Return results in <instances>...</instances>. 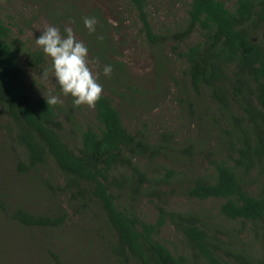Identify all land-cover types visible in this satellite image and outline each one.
<instances>
[{"label":"trees","instance_id":"16d2710c","mask_svg":"<svg viewBox=\"0 0 264 264\" xmlns=\"http://www.w3.org/2000/svg\"><path fill=\"white\" fill-rule=\"evenodd\" d=\"M32 1L44 4L62 34L69 24L86 42L102 85L91 122L81 121L84 104L75 106L71 95L60 99L55 77L52 90L29 78L47 66L41 46L26 35L38 18ZM122 1L129 18L119 25L98 6L84 11L77 0H22L21 9L0 14V145L17 160L25 182L45 189V203L25 205L10 204L13 196L2 190L0 211L57 230L76 218L73 229L83 238L74 254L80 257L95 253L118 264H264V0H188L185 18L174 24H156L154 0ZM3 2L10 9L15 3ZM171 4L175 0H166L168 9ZM88 16L97 20L94 32L83 23ZM133 16L154 58L151 89L129 70L115 43L114 32ZM105 65L112 66L110 76ZM49 95L59 102L48 105ZM159 97L170 98L179 128L151 118ZM0 172L12 175L9 168ZM175 195L219 199L215 221L173 207ZM144 203L155 208V221L142 216ZM216 215L233 223L232 239L222 236ZM166 226L182 237L181 252L160 239ZM246 231L258 248L237 237ZM52 256V264H69Z\"/></svg>","mask_w":264,"mask_h":264},{"label":"rangeland","instance_id":"374dc122","mask_svg":"<svg viewBox=\"0 0 264 264\" xmlns=\"http://www.w3.org/2000/svg\"><path fill=\"white\" fill-rule=\"evenodd\" d=\"M14 6L10 9L6 3H2L0 6V14L6 16L8 13L13 14L14 11L21 9L20 5L22 0H14ZM80 2L81 8L84 11L94 8L95 6L100 7L103 10L104 16L112 21L115 25H119V19L128 17L127 6L122 0H77ZM188 0H175V4L170 5V9L166 6V0H154L151 2L150 10L152 11L154 20L156 24L165 22V24L176 23L182 21L186 16V4ZM76 2V3H77ZM33 7L31 8V14L36 15L38 13V18L33 23L32 27L26 29V35L30 39V42L37 45L35 39L40 36L41 31L51 25L50 16L45 13L43 8L44 4L42 2L32 1ZM41 9V10H40ZM130 10V7H128ZM171 10V11H170ZM128 13V12H127ZM129 18V17H128ZM137 17L133 16L129 20H126L122 24V29L118 32H114L116 46L119 47L124 60L128 64L129 70L133 73L137 79L141 80L148 88L153 85L154 79V58L151 54L150 48L147 46L144 39L138 38V28L132 23ZM138 20V19H137ZM69 25V24H67ZM59 29L60 27L57 26ZM62 34V32H61ZM75 34V33H74ZM63 35V34H62ZM76 38L80 39L76 34ZM198 39L197 34H195L191 40L188 42H195ZM143 41V42H142ZM86 44L85 41H83ZM39 46V45H38ZM46 68L42 70H47V78L42 75V72H32L29 74V78L35 81V86L51 89L54 88V82L52 78L54 73L52 71V59L47 56ZM93 73L95 74V67L90 66ZM172 83V81H169ZM164 84H167L166 79H164ZM58 93V92H53ZM49 94V93H48ZM60 99L65 100V95L60 96ZM165 99V102L162 100ZM169 97L158 98V102L162 104L156 106L154 111L151 113V118H155L158 121L163 120L165 124L175 125L179 128L181 125V120L172 113L171 103L169 102ZM83 114L81 115L82 122H91L94 120V107L83 105ZM136 111L139 110V106H136ZM141 110L138 111V113ZM148 118L147 115H145ZM135 118V117H134ZM126 125L128 128L134 127L128 119L126 120ZM155 127L151 124V128ZM78 141V137L75 140ZM20 150L14 152V156H19ZM16 162L13 158H9L2 146L0 145V171H5L9 168L12 170V175L10 178H5L0 172V191H6L11 196L7 199L10 204L12 200H16L17 203L27 204L34 203V200L45 203L44 195L45 189L39 187V183L36 181L25 182V176L17 171ZM208 164V161H205ZM53 167V166H51ZM3 168V169H2ZM32 175V174H31ZM6 198V197H4ZM58 198L53 199L56 202ZM173 207L180 208H193L205 219L211 223L215 221V214H217V209L220 200L210 198L207 200L190 199L184 195L176 196L170 199ZM141 214L150 221L156 220V210L155 208L147 203L141 206ZM216 218L222 224L221 229L226 230L222 236L233 238V233H231V228L228 230L229 226L233 223L231 221L222 219L216 215ZM8 221V225H5ZM77 222L76 218L70 216V221L67 225L62 226L64 229L57 227L53 228H40L37 226H29L22 224L21 222H16L15 220L5 216L3 209L0 211V264H52L54 259H52V253L56 252L61 257H65V262L69 264H75V262L85 264L90 261V264H118L112 260L106 259L103 255L98 257L95 253H91L92 257L89 255L87 258V252H84L82 256L74 254V251L80 239L83 238V232L77 233L73 227H75ZM77 227V226H76ZM232 227V226H231ZM241 239L247 244L248 241L252 242L256 248L259 246V242L255 241L254 235L249 231L242 232L239 234ZM160 239L169 242V246L177 252H181L185 247L182 244V237L177 235L170 226H166L160 235ZM94 243V241H92ZM83 246L79 249H82ZM102 245L97 248L99 252H102ZM77 259V260H74ZM192 259L198 260L196 257L192 256Z\"/></svg>","mask_w":264,"mask_h":264},{"label":"clouds","instance_id":"9594fccd","mask_svg":"<svg viewBox=\"0 0 264 264\" xmlns=\"http://www.w3.org/2000/svg\"><path fill=\"white\" fill-rule=\"evenodd\" d=\"M83 23L89 32L95 31L97 20L94 16L84 17ZM63 32L62 35L58 27L49 25L41 31L35 42L41 46L44 54L51 57V68L60 92L65 96L71 95L75 106H93L102 94V85L90 67L88 47L76 38L70 25H66ZM103 73L110 76L112 66L105 65ZM47 74V70L42 73L45 78ZM46 100L48 105H55L59 97L49 95Z\"/></svg>","mask_w":264,"mask_h":264}]
</instances>
